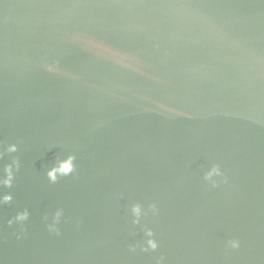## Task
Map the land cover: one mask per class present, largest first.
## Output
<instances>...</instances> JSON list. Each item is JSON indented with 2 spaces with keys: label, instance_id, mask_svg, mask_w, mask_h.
<instances>
[{
  "label": "water",
  "instance_id": "water-1",
  "mask_svg": "<svg viewBox=\"0 0 264 264\" xmlns=\"http://www.w3.org/2000/svg\"><path fill=\"white\" fill-rule=\"evenodd\" d=\"M0 264H264V0H0Z\"/></svg>",
  "mask_w": 264,
  "mask_h": 264
}]
</instances>
